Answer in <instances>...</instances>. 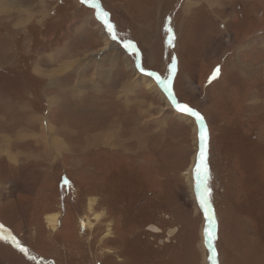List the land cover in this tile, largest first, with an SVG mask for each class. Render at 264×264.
<instances>
[{
  "label": "rangeland",
  "instance_id": "374dc122",
  "mask_svg": "<svg viewBox=\"0 0 264 264\" xmlns=\"http://www.w3.org/2000/svg\"><path fill=\"white\" fill-rule=\"evenodd\" d=\"M35 2L0 0V264H212L198 127L142 72L203 117L216 264H264V0Z\"/></svg>",
  "mask_w": 264,
  "mask_h": 264
},
{
  "label": "snow or ice",
  "instance_id": "6c2138e0",
  "mask_svg": "<svg viewBox=\"0 0 264 264\" xmlns=\"http://www.w3.org/2000/svg\"><path fill=\"white\" fill-rule=\"evenodd\" d=\"M85 2H87V0H81V3H85ZM92 7H94V8L97 9L98 18L102 19L103 23L108 28L109 32H112L113 31V26L110 23H108V21L106 19V17H107L108 14L107 13H104V12H101L100 6L98 4H93ZM169 31H171V30L169 29ZM113 39H115V36L114 35H113ZM125 47L126 48H132L133 45L131 43H127V44H125ZM171 70L174 71V65L172 66ZM141 71H144V70L141 68ZM218 74H219V68H217L214 71L212 78L214 79ZM147 75H149V76H155V79H156L157 83H160V84H163L164 83V81L159 76H156L155 73L149 72V73H147ZM168 94H169V98L172 99V103H173L174 107L178 111L185 112V113H188L190 115H193V116L196 117V120L197 121L201 122L200 140L202 142V145H201V151L199 153V163L197 165V177L199 178V176L201 174L200 173V167L203 165L204 159H205V151H204V147H203V142L206 140V134H205V130H204L203 124H202L203 117L198 112H195L192 108L188 107L187 105L178 103L172 97L171 91H169ZM202 203H203V201H202ZM209 220L211 221V217H209ZM212 224H214V222H212L210 224V227L212 226ZM205 235L207 236V238H208L209 241H211L213 239V237L211 235V232H210V228H206L205 229ZM17 247H19L18 244H17ZM209 247H211V244H209ZM20 251L21 252H24L25 254L27 253V250L25 248H22V247H20ZM215 256H216V252H215V249H213V256L210 257V259H213ZM213 264H216L215 259H213Z\"/></svg>",
  "mask_w": 264,
  "mask_h": 264
},
{
  "label": "water",
  "instance_id": "95a60500",
  "mask_svg": "<svg viewBox=\"0 0 264 264\" xmlns=\"http://www.w3.org/2000/svg\"><path fill=\"white\" fill-rule=\"evenodd\" d=\"M147 73H149V72H142V74H144V75H147ZM149 76V75H148ZM157 76V75H156ZM154 79H155V76H152ZM156 80V79H155ZM158 85H159V87H160V89L161 90H163V92L169 97V92L163 87V85L162 84H160V83H158ZM173 97V96H172ZM174 98V97H173ZM175 99V98H174ZM169 100L171 101V104H173L172 103V99L171 98H169ZM176 100V99H175ZM174 106V105H173ZM174 109L177 111V112H180V111H178L175 107H174ZM196 112V111H195ZM180 113H182V114H186L187 116H190L191 118H193L194 120H195V122H196V125H197V127H198V132H199V135H200V132H201V122H199V121H197L196 120V117L195 116H193V115H190V114H188V113H185V112H180ZM207 138H206V140L203 142V147H204V151H205V149H206V145H207ZM201 145H202V142H201V140H200V145H199V150H198V163H199V153H200V151H201ZM198 163H197V165H198ZM200 176H199V178L198 177H196L197 178V184H196V186H195V189H194V193H195V195L200 199V201H201V204L203 205V210L208 214V219H209V217H211V221H209V228H210V230L212 229V227L214 226V224H212V226L210 227V224L212 223V222H214V219H213V217H212V213H211V207H210V205L208 204V202L206 201V199H205V197H204V195H203V193L200 191V188H201V180H202V173H203V165L200 167ZM202 201H203V203H202ZM205 235V234H204ZM205 239L207 240V242H208V244H211V247H210V250H211V253H212V256H213V247H212V241H209L208 240V238H207V236L205 235ZM213 259H215V258H213ZM213 259H212V264H213Z\"/></svg>",
  "mask_w": 264,
  "mask_h": 264
},
{
  "label": "bare ground",
  "instance_id": "6f19581e",
  "mask_svg": "<svg viewBox=\"0 0 264 264\" xmlns=\"http://www.w3.org/2000/svg\"><path fill=\"white\" fill-rule=\"evenodd\" d=\"M143 80H145L144 81V84H145V87L146 88H148V89H153L154 87V84H153V81H151L150 79H148V78H142ZM154 79V78H153ZM155 80V79H154ZM159 86V85H158ZM160 88V87H159ZM161 90V89H160ZM162 92H163V90H161ZM150 92H151V90H150ZM157 93H159L158 91H157ZM166 95V94H165ZM161 96V95H160ZM167 96V95H166ZM173 96V95H172ZM174 97V96H173ZM167 98L169 99V97L167 96ZM175 98V97H174ZM163 100V99H162ZM170 101V100H169ZM186 115V114H185ZM146 123V122H145ZM90 142V141H89ZM91 143V142H90ZM97 145H99V144H97ZM93 203H92V201H89V207H88V210L89 211H93ZM57 216H59V215H57V214H51V215H47L46 216V220H47V222L49 223V228L52 230V231H56V229H57V226L59 225V222H58V218L59 217H57ZM93 217H94V219H96L97 221L98 220H100V215L99 214H94L93 213ZM83 225H85V227H92V224H91V222L90 221H88V220H85V223H83ZM60 228V227H59Z\"/></svg>",
  "mask_w": 264,
  "mask_h": 264
},
{
  "label": "crops",
  "instance_id": "0c3cea01",
  "mask_svg": "<svg viewBox=\"0 0 264 264\" xmlns=\"http://www.w3.org/2000/svg\"><path fill=\"white\" fill-rule=\"evenodd\" d=\"M44 1H46V0H38V4L35 2L34 3V6L36 5V8L37 9H34L33 10V12H35L36 14L38 13H40V12H43V10H44ZM43 2V3H42ZM26 8V7H25ZM36 10H40L39 12H36ZM28 11H31V10H28ZM3 14H5V12L3 13Z\"/></svg>",
  "mask_w": 264,
  "mask_h": 264
}]
</instances>
